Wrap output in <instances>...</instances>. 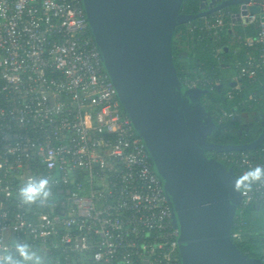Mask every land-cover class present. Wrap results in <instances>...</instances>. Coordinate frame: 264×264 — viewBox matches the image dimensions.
Segmentation results:
<instances>
[{
	"label": "built area",
	"instance_id": "1",
	"mask_svg": "<svg viewBox=\"0 0 264 264\" xmlns=\"http://www.w3.org/2000/svg\"><path fill=\"white\" fill-rule=\"evenodd\" d=\"M241 5L191 29L219 42L227 30L246 48L232 78L238 90L241 78L264 74V0ZM233 14L256 35H233ZM185 83L214 89L201 78ZM263 151L219 158L236 165L241 179L264 168ZM44 180L27 201L21 189ZM253 202L264 205V180L243 189L241 204ZM176 235L163 184L105 70L83 0H0V260L178 264Z\"/></svg>",
	"mask_w": 264,
	"mask_h": 264
},
{
	"label": "water",
	"instance_id": "2",
	"mask_svg": "<svg viewBox=\"0 0 264 264\" xmlns=\"http://www.w3.org/2000/svg\"><path fill=\"white\" fill-rule=\"evenodd\" d=\"M199 1L198 12H183L184 0H83V4L105 70L171 205L178 264H264L263 256L244 252L233 237L243 198L234 165L207 154L253 150L264 142V126L251 142L209 140L222 132L203 102L210 90L183 81L173 52L179 25L233 4L245 7L249 0L219 5L211 0L209 7L207 0ZM237 118L243 120V114L237 113Z\"/></svg>",
	"mask_w": 264,
	"mask_h": 264
},
{
	"label": "trees",
	"instance_id": "3",
	"mask_svg": "<svg viewBox=\"0 0 264 264\" xmlns=\"http://www.w3.org/2000/svg\"><path fill=\"white\" fill-rule=\"evenodd\" d=\"M198 10L199 0H184L182 5L183 12H198ZM213 15L214 12L206 18L201 17L179 25L175 30L173 35V52L180 49L187 50L190 52V59L193 60L192 62L188 60L182 61L178 57H175L174 54L177 69L185 82L201 78L206 83L210 82L214 85V89H210V92L203 96V102L212 111L215 119L219 121L222 132L216 136H209L210 140L212 139L215 142L221 143L240 142L236 141L239 140L238 135L240 134H248V139L254 140L260 135L262 125L251 128L248 133H246V130L240 132L237 115L232 117L229 114H252L264 111V74L260 75L256 82H250L247 78H241V88L239 90L231 85L234 74L239 70L237 63H242L246 60V48L235 41V38L231 40L227 35V30L222 32L223 35L220 42L199 28L191 30L192 26L200 25L203 21L212 19ZM234 28L236 32L235 36L241 34L256 35V28L254 26L243 27L238 25ZM221 45L223 48L219 51L218 48ZM225 47H229V51ZM221 84V90H218L217 87ZM201 87L205 88V86ZM207 103L210 105L208 106ZM225 112L227 115H224ZM263 149L264 142L253 150L228 151L226 153H251L263 151ZM211 153L213 156L218 155L217 157H221L225 152ZM226 164L230 165L229 163ZM234 168L237 176H240V171L236 165ZM233 237L244 252L252 256L264 257L263 204L255 202L246 206L241 204L234 222Z\"/></svg>",
	"mask_w": 264,
	"mask_h": 264
},
{
	"label": "flooded vegetation",
	"instance_id": "4",
	"mask_svg": "<svg viewBox=\"0 0 264 264\" xmlns=\"http://www.w3.org/2000/svg\"><path fill=\"white\" fill-rule=\"evenodd\" d=\"M226 1H228V0H215V5H219V4H222V3H224V2H226ZM211 2V0H207V7H209V3ZM199 3H200V1H199ZM240 6L238 5V4H233V5H231V6H229V7H224V8H222V9H219V10H217V11H215L214 12V14H216L217 12H219V11H222V10H227V9H230V10H232V11H234V10H237L238 8H239ZM200 10V9H199ZM198 10V11H199ZM208 16V15H207ZM207 16H204V18H206ZM238 17H240V15L239 14H233L232 15V18H231V20H232V22H233V19H236V18H238ZM238 25H241V26H243V27H245L244 26V24H243V22L242 21H240V20H238V21H236V23H235V26H238ZM234 26V27H235ZM230 31V30H229ZM231 32L232 33H234V35H236V32H235V28H233L232 30H231ZM230 33V32H229ZM174 54H175V57H178L180 60H182V61H189V62H192L193 60L192 59H190V57H189V55H190V52L189 51H187V50H182V49H180V50H174ZM207 105L209 106L210 104L209 103H207ZM239 124H240V129H239V131L240 132H242V130H246V133H248L249 132V130L251 129V128H254V127H256V126H258V125H262V129H263V126H264V111H259V112H254V113H252V114H247V113H245V114H243V120H241V121H239L238 122ZM238 139L239 140H236V141H240V142H230V143H246V142H251V141H253V140H249L248 139V134L246 135H242V134H240V135H238ZM241 139V140H240ZM210 140V139H209ZM255 140V139H254ZM211 141H214V140H212L211 139ZM244 141V142H243ZM207 154L208 155H211L212 153L210 152V151H207ZM211 156H213V154L211 155ZM218 156V155H217Z\"/></svg>",
	"mask_w": 264,
	"mask_h": 264
},
{
	"label": "clouds",
	"instance_id": "5",
	"mask_svg": "<svg viewBox=\"0 0 264 264\" xmlns=\"http://www.w3.org/2000/svg\"><path fill=\"white\" fill-rule=\"evenodd\" d=\"M264 180V168H261L257 166L254 169H250L247 171L238 181L237 188L240 189L243 187V189H250L251 188V182L253 181H261ZM245 182H249L245 184ZM47 184V180L41 181L39 186H36L34 184L29 183L26 187L21 189V194L24 196V198L27 201H32L35 199V194L40 191L45 185ZM47 195V193H45ZM18 250L21 252V254L26 255L24 245H17ZM0 264H7V259L0 260Z\"/></svg>",
	"mask_w": 264,
	"mask_h": 264
},
{
	"label": "rangeland",
	"instance_id": "6",
	"mask_svg": "<svg viewBox=\"0 0 264 264\" xmlns=\"http://www.w3.org/2000/svg\"><path fill=\"white\" fill-rule=\"evenodd\" d=\"M233 35H234V33H232ZM234 38V37H233ZM233 38L231 39V40H233ZM233 82H235V81H233Z\"/></svg>",
	"mask_w": 264,
	"mask_h": 264
}]
</instances>
